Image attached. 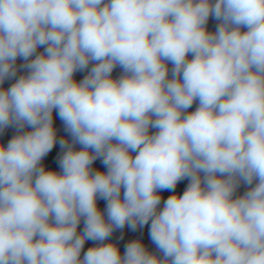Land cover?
<instances>
[{"label": "clouds", "instance_id": "9594fccd", "mask_svg": "<svg viewBox=\"0 0 264 264\" xmlns=\"http://www.w3.org/2000/svg\"><path fill=\"white\" fill-rule=\"evenodd\" d=\"M8 128L0 264H264V0H0Z\"/></svg>", "mask_w": 264, "mask_h": 264}, {"label": "crops", "instance_id": "0c3cea01", "mask_svg": "<svg viewBox=\"0 0 264 264\" xmlns=\"http://www.w3.org/2000/svg\"><path fill=\"white\" fill-rule=\"evenodd\" d=\"M217 24V21L213 18H210L209 19V23H208V27H209V30H215V26ZM40 51H42V49H39ZM23 63V60L22 58H18L17 60V65H20ZM24 69H21L19 72H18V76L20 74H23L24 73ZM121 72V69L119 67H117L114 72H113V76L114 77H117L119 76ZM86 74V72H77L75 74V78L77 80L79 79H82L83 76ZM14 80H6L3 87L4 88H7L11 85V83H13ZM196 107V105L194 104L192 106L191 109H189V111H192L194 110ZM54 126L56 127L57 129V134L58 136H67L68 134L64 131V126H63V122L60 120L59 116L57 113L54 112ZM25 130H30V129H25ZM15 134V129L14 128H8L5 130V132L0 135V142H3L5 145L7 144L8 140L11 139V137ZM59 152V145H57L53 151L51 153H49V155H52V154H55V153H58ZM48 155V156H49ZM47 156V157H48ZM45 157V159L47 158ZM44 159V160H45ZM94 168H99L101 170H105L106 169L104 168V166L100 163L99 160H97L94 165H93ZM246 190L245 186H241L240 189L238 190V194H242L244 191ZM163 199H167L166 196L165 198ZM98 206L103 210L104 207H105V201L103 200H98ZM149 226L150 225H146L144 226V228L140 229L138 228L135 232L132 231L130 228H128L127 226H125V228L123 230H117L113 233V235L109 238L110 241L112 242H115L118 244V246L120 247V250H121V253H123L124 251V245L126 243H128L129 241L131 240H134V239H140L145 245L146 247L150 250V251H156L155 249V245L151 242L150 240V237H149ZM83 229V221L81 222V225L79 226L78 228V231L82 230ZM123 235V239H119V237ZM108 242V241H106ZM94 241H86L85 243V249L84 251L87 250L88 247H91L94 245Z\"/></svg>", "mask_w": 264, "mask_h": 264}, {"label": "trees", "instance_id": "16d2710c", "mask_svg": "<svg viewBox=\"0 0 264 264\" xmlns=\"http://www.w3.org/2000/svg\"><path fill=\"white\" fill-rule=\"evenodd\" d=\"M154 131V130H153ZM77 147H79V145H77ZM59 153V152H58ZM58 153H55V154H52V155H49L44 161L43 163L48 167V168H51V169H55V170H59L58 169V164L56 163V157L58 155ZM185 189H183L184 191ZM183 191L180 192V194L182 195L183 194ZM165 191H163L161 193L162 197L165 198Z\"/></svg>", "mask_w": 264, "mask_h": 264}, {"label": "built area", "instance_id": "2783aa9c", "mask_svg": "<svg viewBox=\"0 0 264 264\" xmlns=\"http://www.w3.org/2000/svg\"><path fill=\"white\" fill-rule=\"evenodd\" d=\"M187 183H188L187 180H183V181L179 182V183L177 184V186H176L175 192L180 194V192L183 191V189L186 188ZM171 194H172L171 191L166 190V192H165V196H166V198H167L169 195H171Z\"/></svg>", "mask_w": 264, "mask_h": 264}]
</instances>
